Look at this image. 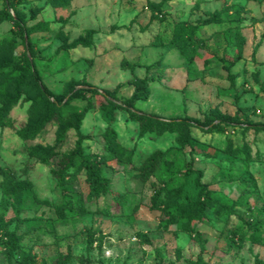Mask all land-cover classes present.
<instances>
[{
	"label": "rangeland",
	"instance_id": "rangeland-1",
	"mask_svg": "<svg viewBox=\"0 0 264 264\" xmlns=\"http://www.w3.org/2000/svg\"><path fill=\"white\" fill-rule=\"evenodd\" d=\"M10 3L28 27L45 26L29 37L46 86L59 95L70 83L92 89L86 91L91 106L79 124L63 121L60 146L56 123L30 133L42 114L38 104L45 102L30 78L19 90L0 89L9 123L0 125V168L31 187L17 204L0 186V217L23 235V246L38 263L51 264L71 252L68 264H80L79 257L82 264H264L262 242L221 233L224 224L230 229L242 224L264 240V0H70L65 6L0 0V43L14 29L4 16L15 14ZM177 22L203 23L204 47L193 62L169 45ZM15 45L13 56L21 58L26 50L20 40ZM147 75L154 80L135 108L163 120L197 121L186 142L177 132L142 131L124 108L108 114L106 92L116 89L121 104ZM86 103L74 98L65 111L80 112ZM78 144L85 155L101 159L111 184V193L85 202L84 212L76 205L87 192L84 175L60 187L51 172L62 153ZM242 145L250 147L247 166L240 152H229ZM28 146H59V155L47 164L28 156ZM156 153L175 165L144 178L142 164ZM186 166L192 174L176 172ZM180 184L193 198L198 184L214 191L224 209H207L208 221L193 222L192 230L165 227L153 208L154 192ZM63 191L73 194L74 204L69 217L57 219L55 208L66 201ZM3 240L0 228V264H9Z\"/></svg>",
	"mask_w": 264,
	"mask_h": 264
},
{
	"label": "trees",
	"instance_id": "trees-1",
	"mask_svg": "<svg viewBox=\"0 0 264 264\" xmlns=\"http://www.w3.org/2000/svg\"><path fill=\"white\" fill-rule=\"evenodd\" d=\"M50 1L53 4L65 6L70 0ZM9 5L14 9L15 14L12 16L10 12L7 11L4 13V16H7L13 22L14 29L12 35L4 38L0 43V89L13 85L15 90H19L22 86H26L24 82L27 78H30L40 95L45 99V102L42 101V105L38 104L42 114H40L32 129H30V133L35 134L49 123H56L59 129L56 133L55 142L60 146L64 140L63 121L66 118H72L76 124H79L80 120L84 117L85 111L91 106V101L86 97V91H92V89H78L75 85L70 83L67 85L66 91L59 95L53 93L46 86L35 66V49L29 37L33 31L44 29L45 26L38 23L28 27L24 18L20 15V10L16 8V5L13 3ZM218 13L219 11H215L214 16H218ZM1 20L2 17H0V22ZM202 25L203 23L191 24L188 22H177L173 26L169 45L175 48L187 60V63L193 62L199 50L204 47L205 37L201 31ZM18 40H20L21 44L24 46L26 53H24L21 58H14L13 50ZM157 44L159 46L164 45L161 40H158ZM150 80H154L153 75H147L140 79L131 96L124 99L121 104L117 102L116 89L106 92L109 97L108 100L111 103L108 114L111 115L115 108H124L131 119L140 123L142 131H155L158 134H163L164 132H177L179 138L183 135L187 136V134L190 133L189 128L191 126H199L197 121L192 122L187 118L163 120L152 113H147L135 108V101L145 97L144 92L147 91V85ZM74 98L86 99L87 103L82 111L72 112L71 115L65 111V108L70 106V102ZM7 124H9L7 106H1L0 125ZM211 127L216 129L217 125L212 124ZM78 135L81 139L85 138V136L80 133H78ZM113 137L114 132L111 129L108 130L106 132V138L111 140ZM187 140L188 136L184 137V140H180V142L184 143ZM59 146L48 150H45L41 146H28L25 150L28 156L38 158L42 162L49 164L53 158L59 155ZM121 152L122 154L125 153L123 149ZM229 152L232 154L240 152L243 164L245 166L248 165L251 154L250 147L246 145H242L241 147L231 146ZM56 163V167H52L51 172L60 187L73 183L78 179V174L81 173L84 175L87 192L84 196H80L76 204L83 212L85 211V202L111 193L110 179L103 174L101 159L98 156L85 155L79 144L75 149L63 152L61 158ZM174 165L175 162L173 160L166 158L162 153H156L143 162L141 173L144 178L151 175L157 176L159 171L166 170L169 167L172 169ZM177 171L185 177L193 173L192 169L187 166L184 171H182L180 167L176 169V172ZM0 176L1 188H3L17 204H20L22 198H24V191L30 190L31 188L30 183L26 181H14L10 173L2 168H0ZM198 186L199 191L194 198L188 195V191L183 184L173 188L164 187L162 191L159 190L154 192V196L157 198L153 200V208L159 211L162 219H164L165 227L179 224L180 227L185 230H192L191 224L193 222L208 221L209 216L207 214V209H224L218 199L214 197V191L206 190L199 184ZM62 195L63 198H66V201L55 208L57 219L69 217V213L74 204L72 198L73 194L71 192L63 191ZM10 220H16V217ZM17 222H20V219H17ZM0 228L3 230L4 252L9 264H39L36 259V254L32 251H27L23 246V235L18 234L16 229H8L6 221L2 220L1 217ZM221 233L231 238L239 236L240 238H248L255 243L262 242V244H264V240H262L260 236L254 231H248V226L242 224L237 227L234 226L233 229H230L227 224H224ZM100 238L101 236L97 239ZM91 239L90 237L89 240L91 241ZM71 258V252H67L65 255H58L55 262L51 264H68ZM78 259L80 264H82L84 258L79 257ZM192 264H199V262L193 261Z\"/></svg>",
	"mask_w": 264,
	"mask_h": 264
}]
</instances>
